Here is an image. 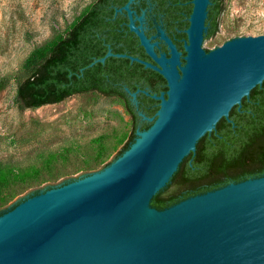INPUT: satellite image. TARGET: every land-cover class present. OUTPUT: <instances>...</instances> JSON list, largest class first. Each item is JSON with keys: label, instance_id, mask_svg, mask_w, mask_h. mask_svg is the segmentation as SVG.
<instances>
[{"label": "water", "instance_id": "obj_1", "mask_svg": "<svg viewBox=\"0 0 264 264\" xmlns=\"http://www.w3.org/2000/svg\"><path fill=\"white\" fill-rule=\"evenodd\" d=\"M132 1L119 12L126 11L129 30L155 65L129 59L160 74L167 85L165 94L152 96L160 102L152 126L137 132L140 138L99 174L28 198L1 215L0 226L54 199L0 231V264H264V177L162 211L149 206L196 142L263 82L264 35L208 53L209 0H192L179 75L180 53L162 30L158 35L169 56L152 52L156 43L135 26L143 16L133 17ZM112 55L108 51L95 62Z\"/></svg>", "mask_w": 264, "mask_h": 264}, {"label": "trees", "instance_id": "obj_2", "mask_svg": "<svg viewBox=\"0 0 264 264\" xmlns=\"http://www.w3.org/2000/svg\"><path fill=\"white\" fill-rule=\"evenodd\" d=\"M128 1L94 0L62 35L36 46L13 75L16 83L15 103L19 110L59 104L72 96L85 93L120 100L130 117V131L122 142L119 139L122 145L112 161L129 150L136 140L137 132L147 131L152 126L160 103L152 96L158 97L167 91L166 81L160 74L129 59L149 58L132 51L137 48L142 51L143 48L139 45L138 37L128 28L126 11L119 12ZM191 2L192 0H133L130 7L135 11V16L139 17L142 9L148 4L152 6L151 14L158 20L162 19L176 48L184 52L182 42L186 40L185 30L189 26L188 18L193 8ZM223 3L224 0H209L205 19L208 30L204 40L213 37L218 31L220 16L224 10ZM178 38H183L184 41H178ZM108 51L113 55L103 63L95 62ZM150 80L156 83L155 87H147ZM7 82V78L0 79V92ZM132 94H135V98ZM134 103L138 105L135 106ZM241 103V109H237L238 105H235L231 110L235 114H242L241 119L235 122L236 131L215 144L207 143L208 136L201 138L196 144L195 153L183 158L169 183L151 198L150 208L162 211L191 197L226 187L229 183L264 176V80ZM150 119L153 120L149 121ZM106 142V136H99L81 148L76 144L65 146L41 154L37 159H27L25 164L1 160L0 216L25 199L56 188L51 183L66 176L58 173L57 165L68 161L76 150L90 151L83 152L84 162L80 169L84 173L82 177L95 172L99 166L102 169L108 167L112 161L106 162L109 155ZM222 176H226L222 183L213 184ZM73 180L68 178L60 186ZM199 180L210 185L205 188L196 187ZM50 181L52 182L44 188L35 189L9 205L24 190ZM185 187L199 189L178 198Z\"/></svg>", "mask_w": 264, "mask_h": 264}, {"label": "rangeland", "instance_id": "obj_3", "mask_svg": "<svg viewBox=\"0 0 264 264\" xmlns=\"http://www.w3.org/2000/svg\"><path fill=\"white\" fill-rule=\"evenodd\" d=\"M93 2L0 0V79H8L6 87L0 92V161L25 164L27 159H37L41 154L65 146L76 144L81 148L99 136L107 137V163L114 159L121 148L120 143L128 135L131 121L117 98L85 93L33 110H19L15 103L16 83L13 75L16 69L36 46L62 35ZM223 5L218 33L209 39L208 53L241 38L264 35V0H224ZM179 62L176 69L181 75L179 67L185 65V61L181 62V56ZM83 152L90 151L76 150L68 161L57 165L58 173L66 176L53 183L50 181L24 190L9 205L50 183L57 188L68 178L75 182L95 176L105 169L99 166L95 172L82 177Z\"/></svg>", "mask_w": 264, "mask_h": 264}, {"label": "flooded vegetation", "instance_id": "obj_4", "mask_svg": "<svg viewBox=\"0 0 264 264\" xmlns=\"http://www.w3.org/2000/svg\"><path fill=\"white\" fill-rule=\"evenodd\" d=\"M131 3L129 4V9L131 10V11H133L132 9H131ZM135 11H133V13H134ZM152 6H150L149 4H148V6L146 7V8H144V9H142V14L140 15V16H143V19H142V21H141V23L140 22H138V21H135V26H139V25H141V27H142V31H143V33H144V35L148 38V39H151L150 40V43H156V46H154L153 47V50H152V52L153 53H155L157 56H160L161 54H165L167 57L169 56L168 55V53H169V51H168V48H167V45L159 38V35H158V30H162L163 31V33H164V35L167 37V38H169L170 40H171V42L173 43V41H172V39H171V37L168 35V31H167V29L164 27L165 26V24H164V22L162 21V19H160V20H158V19H156L152 14ZM152 15V16H151ZM133 17L135 18L136 16H135V14H133ZM138 17V16H137ZM207 30H208V27L206 26V30H205V32H204V35L207 33ZM184 32V31H183ZM218 33V31L216 32V34ZM215 34V35H216ZM214 35V36H215ZM173 36V35H172ZM213 36V37H214ZM175 39H176V37H174ZM212 38V37H211ZM210 39V38H209ZM178 41H184L183 40V38H178ZM182 43H184V42H182ZM139 45H140V43H139ZM173 45H174V43H173ZM141 46V45H140ZM175 46V45H174ZM142 47V46H141ZM176 47V46H175ZM143 48V47H142ZM177 49V48H176ZM183 50H184V48H183ZM135 54H137V55H139V56H143V55H147L146 54V51H145V49L143 48V50L142 51H140V49H135V50H132ZM177 51L180 53V56H181V62L183 63L184 62V60H183V57L185 56V51L183 52V51H179L178 49H177ZM147 57L149 58V59H144V58H141V59H139L140 57H135V58H137V59H139V60H142V61H144V62H148V63H151V64H153V65H155V63L153 62V60L147 55ZM134 58V57H133ZM156 83L154 82V81H152V80H150L149 82H148V84H147V87H155L156 85H155ZM242 101V100H241ZM134 105L135 106H137L138 104L137 103H134ZM243 107V105H242V103L240 102V107H239V105H238V108L237 109H241ZM232 108H234V106L232 107ZM232 108L230 109V111H229V113H228V116L225 118V117H221L217 122H216V124L214 125V127L210 130V131H208V132H206L201 138H203V137H205V136H208V144L209 143H217L218 141H221V139L224 137V136H229V135H231L232 133H233V131L235 132L236 131V129H234V127H236V120H238V119H241V113L240 114H235V113H233L231 110H232ZM229 133H231V134H229ZM234 134H236V133H234ZM200 138V139H201ZM199 139V140H200ZM198 140V141H199ZM197 141V142H198ZM197 142H196V144H197ZM196 144H195V147H194V151H191L187 156H189L190 154H193V153H195V151H196ZM187 156H185V157H187ZM184 157V158H185ZM177 170V169H176ZM175 173V172H174ZM173 176V175H172ZM172 176L170 177V179L172 178ZM264 177V176H263ZM170 179H169V181H170ZM226 179V176H222V177H220L217 181H215V182H213V184H216V183H222L224 180ZM255 179H257V178H255ZM247 180H249V179H247ZM169 181H168V183H169ZM202 181L203 180H199L198 182H201V183H198V182H196L197 184H199L198 186H196V187H200V186H204V188L205 187H208L210 184L209 183H202ZM246 181V180H245ZM167 183V184H168ZM233 183V182H232ZM232 183H229V184H232ZM166 184V185H167ZM196 184V185H197ZM228 184V185H229ZM233 184H237V183H233ZM165 185V186H166ZM175 186V185H174ZM188 187H190V186H188ZM188 187H185V189H183L182 191H181V193H179V195L177 196L178 198H180V197H183V196H185V195H189V194H192V192H194V191H197L198 189H195L196 187H191L190 189L188 188Z\"/></svg>", "mask_w": 264, "mask_h": 264}, {"label": "bare ground", "instance_id": "obj_5", "mask_svg": "<svg viewBox=\"0 0 264 264\" xmlns=\"http://www.w3.org/2000/svg\"><path fill=\"white\" fill-rule=\"evenodd\" d=\"M57 199V198H56ZM55 199V200H56ZM54 199H49L47 201H43L37 205H35V207H31L29 209H26L24 211H21L20 213H18L17 215L13 216L12 218L8 219L7 222H5L3 225L0 226V231H1V234H3L6 230H8L12 225H14L17 221L21 220V219H24V218H27L28 216L30 215H34L35 213L37 214L38 212H40L42 209H45L47 207L48 204L52 203ZM39 207V208H38ZM37 208V209H35ZM34 209V210H32ZM32 210V211H30ZM30 213H27L29 212ZM27 213V214H25ZM0 234V235H1Z\"/></svg>", "mask_w": 264, "mask_h": 264}]
</instances>
